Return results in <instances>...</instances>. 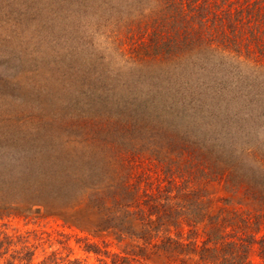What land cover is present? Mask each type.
<instances>
[{
    "label": "trees",
    "instance_id": "1",
    "mask_svg": "<svg viewBox=\"0 0 264 264\" xmlns=\"http://www.w3.org/2000/svg\"><path fill=\"white\" fill-rule=\"evenodd\" d=\"M9 1L0 0V27H10L0 37L2 110L48 104L29 89L38 85L32 75L40 71L38 58L31 52L21 56L8 51L1 43L15 36L22 23L17 21L27 13L25 23L38 22L47 33L37 41L57 52L52 61L62 78L68 68L80 73L72 83L62 79L64 90L70 92L62 93L60 104L95 111L96 123L113 131L123 152H130L133 141L145 137L189 156L184 170L195 171L198 179L221 183L230 193L228 202L239 193L249 198L256 206L253 217L260 230L264 221V0H13L24 10L16 18L6 15L11 14L5 7ZM79 15L86 27L95 24L96 28L101 20L112 24L110 48L115 58L100 60L92 51L86 61L80 57V66L71 60L75 49L64 44L75 29L58 22L62 16ZM54 27L66 35L62 43L51 36ZM82 37L80 52L86 43ZM120 42L122 48L116 46ZM20 75L25 81L18 79ZM23 163L20 158L0 159V209L19 202L30 208L45 204L46 167L33 169ZM27 176L32 178L28 188L16 189ZM223 218L214 216L216 221ZM225 236L213 227L208 240L212 245L204 248L201 259L212 264H264V234L259 240L255 235ZM256 240L260 262L250 257ZM173 243L178 241L168 236L163 246ZM22 249L25 254L16 255L19 251L13 248L11 236L0 233V264L2 259L5 264H17L16 260L33 264L34 250ZM86 250L101 252L96 244ZM9 251L11 258H6Z\"/></svg>",
    "mask_w": 264,
    "mask_h": 264
},
{
    "label": "rangeland",
    "instance_id": "2",
    "mask_svg": "<svg viewBox=\"0 0 264 264\" xmlns=\"http://www.w3.org/2000/svg\"><path fill=\"white\" fill-rule=\"evenodd\" d=\"M5 7L10 8L11 14H6L10 18L24 11L18 1L11 0ZM26 14L17 21L22 23L16 27L15 36L1 43L8 51L21 56L31 52L38 58L40 71L32 75L40 87L29 89L48 104L33 109L0 108V159L20 158L33 169L46 167L48 179L43 206L30 208L19 202L0 209V233L11 236L13 248L19 251L16 255H24L26 249L22 248L27 246L34 250L33 264L42 260L48 264H212L201 259V254L212 245L208 240L213 227L227 235L226 239H249L251 235L260 239L264 221L259 230L253 217L256 206L241 193L240 198L235 195L228 202L230 193L221 183L198 179L195 171H185L189 156L175 154L163 141L145 137L134 140L130 152H123L113 131L96 123L95 111L60 104L62 93L70 92L64 90L62 79L63 83L74 82L80 73L67 67L62 78L64 74L52 61L57 52L46 42L41 45L37 41L42 36L45 39L47 33L38 22L33 26L25 23ZM79 17L62 16L58 22L75 29L64 44L75 49L71 60L80 66V57L86 61L92 51L97 58L101 56L100 60L115 58L110 48L114 42L112 24L101 20L96 28L95 24L86 27ZM1 28L3 38L10 27ZM51 36L59 37L61 43L66 39L55 27ZM80 36L86 41L81 52ZM35 40L39 44L35 45ZM116 46L122 48L121 42ZM23 76L18 79L25 81ZM29 177L16 189L28 188ZM215 215L224 218L216 221ZM168 236L178 243L165 248ZM257 240L250 257L260 262ZM89 244L98 245L101 252L86 250ZM10 255L9 251L6 258ZM5 261L2 259V264Z\"/></svg>",
    "mask_w": 264,
    "mask_h": 264
}]
</instances>
